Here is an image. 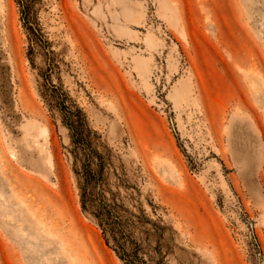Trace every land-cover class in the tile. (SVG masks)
<instances>
[{"label": "rangeland", "instance_id": "374dc122", "mask_svg": "<svg viewBox=\"0 0 264 264\" xmlns=\"http://www.w3.org/2000/svg\"><path fill=\"white\" fill-rule=\"evenodd\" d=\"M61 92L138 260L264 264V0H0V264H125L80 208Z\"/></svg>", "mask_w": 264, "mask_h": 264}, {"label": "trees", "instance_id": "16d2710c", "mask_svg": "<svg viewBox=\"0 0 264 264\" xmlns=\"http://www.w3.org/2000/svg\"><path fill=\"white\" fill-rule=\"evenodd\" d=\"M59 97L57 105L63 113V123L70 132L73 146V172L77 178L80 208L94 219L105 243L118 257L125 264H135L139 258L136 256L137 249H133L131 234L126 232L123 206L114 201L108 202L96 189L103 184L105 168L104 156L93 146L96 133L89 128L86 115L80 108L66 104L69 99L67 93L61 92ZM138 261L145 264L141 259Z\"/></svg>", "mask_w": 264, "mask_h": 264}]
</instances>
